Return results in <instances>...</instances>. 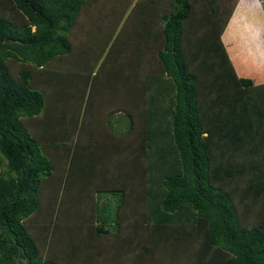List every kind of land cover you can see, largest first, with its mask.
I'll return each instance as SVG.
<instances>
[{
  "label": "trees",
  "instance_id": "obj_1",
  "mask_svg": "<svg viewBox=\"0 0 264 264\" xmlns=\"http://www.w3.org/2000/svg\"><path fill=\"white\" fill-rule=\"evenodd\" d=\"M259 4L0 0V264H264Z\"/></svg>",
  "mask_w": 264,
  "mask_h": 264
},
{
  "label": "rangeland",
  "instance_id": "obj_2",
  "mask_svg": "<svg viewBox=\"0 0 264 264\" xmlns=\"http://www.w3.org/2000/svg\"><path fill=\"white\" fill-rule=\"evenodd\" d=\"M261 17V16H260ZM239 18V17H238ZM259 18V17H258ZM240 19V18H239ZM261 20H259L258 22H260ZM263 22H264V18H263ZM259 26V25H258ZM257 26V27H258ZM263 28V27H262ZM237 30H238V28H237ZM257 34V33H256ZM253 36H254V34H253ZM115 37H116V35H114V37H113V39H112V41H111V43H110V45H109V47L112 45V42L114 41V39H115ZM87 39H89V37L87 38ZM251 39V36L250 35H248L247 34V32H242L241 33V35H240V40L246 45L245 47L247 48V46H248V44L250 43V40ZM86 41H88V40H86ZM101 41V40H100ZM100 41H97L98 42V44H100ZM98 44H95V48L96 47H100V46H98ZM109 47L106 49V51H105V54H104V56L107 54V52L109 51ZM97 49V48H96ZM244 49V53L245 54H243L242 55V63H244L243 65H244V67L247 69V72L249 73V75H251V77H257V75H255V73L253 74V72H255V71H253L252 70V68L250 67V65H249V57H248V55L249 54H251V52L253 51V49H248V51H247V49L245 50V48H243ZM250 52V53H249ZM245 55V56H244ZM104 58V57H103ZM103 58L99 61V64L102 62V60H103ZM258 64V63H257ZM245 68H244V70H245ZM243 70V71H244ZM257 74H258V72H256ZM259 75V74H258ZM261 80V79H260ZM136 95V94H135ZM124 113H122V112H118L115 116H113V118H111L112 119V122H113V126H114V129H115V131H117V132H124L125 130H126V128L128 127V125H129V119L127 118V117H125L124 115H123ZM120 119V120H119ZM1 167V166H0ZM107 195V194H106ZM96 198H97V200H98V196L96 195ZM101 202H103V203H107V201L106 200H108V201H110V199L109 198H107L105 195L104 196H101ZM111 199H113L111 202H112V204H113V207L115 208V198H111ZM114 201V202H113ZM112 207V208H113ZM105 208L106 209H109V206H105Z\"/></svg>",
  "mask_w": 264,
  "mask_h": 264
},
{
  "label": "crops",
  "instance_id": "obj_3",
  "mask_svg": "<svg viewBox=\"0 0 264 264\" xmlns=\"http://www.w3.org/2000/svg\"><path fill=\"white\" fill-rule=\"evenodd\" d=\"M257 13L259 14V15L257 16V19H258V17H260V16L264 18V10L262 9V7H261L260 4L257 6ZM119 120H120V119H119Z\"/></svg>",
  "mask_w": 264,
  "mask_h": 264
}]
</instances>
